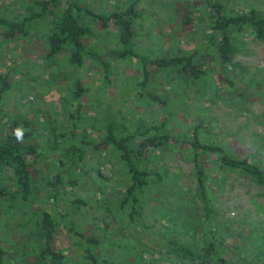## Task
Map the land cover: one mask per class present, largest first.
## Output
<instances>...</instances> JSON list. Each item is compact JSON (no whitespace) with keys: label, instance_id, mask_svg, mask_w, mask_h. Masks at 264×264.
<instances>
[{"label":"rangeland","instance_id":"obj_1","mask_svg":"<svg viewBox=\"0 0 264 264\" xmlns=\"http://www.w3.org/2000/svg\"><path fill=\"white\" fill-rule=\"evenodd\" d=\"M33 1L0 0V19L20 20L29 14L28 5ZM219 1L224 3L227 15L253 9L264 16V0ZM64 3L62 0L60 8ZM83 3L96 14L121 11L133 3L138 13L133 28L135 48L148 56L194 54L205 72L204 78L185 81L175 69L154 67L147 89L160 101L153 100L138 94L139 65L134 59L118 56L120 49L113 27L104 29L100 23L91 22L92 16H84L95 30L88 46L103 62L86 60L80 67L69 63L68 50L47 56L44 35L53 15L31 21L25 36L6 38L0 24V75L8 83L0 100L2 135L13 118L21 123L28 121L31 142L43 150L59 134L72 133L78 139L97 142L105 136L109 123L115 125V131L124 125L132 132L159 125L166 119L161 132L175 136L189 134L192 127L202 122L203 140L219 144L236 158L248 156L264 167L263 39L254 37L249 30L232 29L231 61L223 64L216 53L218 35L211 30L212 15L205 4L194 0H84ZM77 81L83 91L78 114L74 94ZM181 148L160 151L148 164L167 172L171 180L164 179L150 191L152 197L156 198L155 194L160 192L164 196L149 198L148 202L144 195L147 203L139 209V216L148 228L143 230L136 223L126 228L128 220L123 218L122 222L113 219L114 216H110L106 225L102 223L105 213L102 207L107 203L113 211L116 209L128 177L112 151L88 152L86 165L73 173L78 186L73 190L67 187L65 197L71 200L78 194L92 205V209L81 206L80 213L73 216L79 229L102 239H107L103 236L107 231L108 239L114 241L108 243L106 254L104 250L98 252V262L117 256L114 260L120 264H191L168 252L165 241L177 238L188 241L195 251L201 250L207 239L216 241L218 253L229 264H264V187L241 172L219 170L210 159H204L213 207L210 218L205 219L204 204L194 190L193 162ZM49 160L48 156L40 158L30 166L36 181L32 210L54 211L53 200L47 197L48 190L44 187L45 178L52 175L45 164ZM98 185H103L105 193L98 190ZM187 190L190 192L186 193ZM103 198L105 202L99 207ZM58 204L59 208H65L63 202ZM1 206L0 246L7 252L3 264H37L32 250L37 247L34 217L22 215L16 207L8 210ZM23 217L31 220L25 226L19 225ZM65 220L61 221L66 223ZM62 222L53 242V248L65 256L60 264H89L82 247L73 245ZM218 224L222 226L215 230ZM159 231L164 235H157ZM210 264L219 263L213 260Z\"/></svg>","mask_w":264,"mask_h":264},{"label":"trees","instance_id":"obj_2","mask_svg":"<svg viewBox=\"0 0 264 264\" xmlns=\"http://www.w3.org/2000/svg\"><path fill=\"white\" fill-rule=\"evenodd\" d=\"M194 1L197 4H205L211 12V30L218 35L217 42H215L216 53L223 64L231 61L232 37L230 31L232 29L237 32L249 30L254 37L264 40V16L257 15L253 9L227 15L224 3L219 0ZM61 2L62 0H34L32 4L28 5L29 14L21 17L20 20L0 19L3 36L6 38L18 35L25 36L28 34L26 26L31 21L53 15L52 24L44 35L47 56L52 57L60 51L68 50V61L75 67L82 66L86 60L103 62L101 56L88 46L95 30L90 22L84 20V16H92L91 22L100 23L104 29L109 26L113 27L116 43L120 49L118 56L122 59L130 58L137 61L140 74L137 82L138 94L160 101L154 93L147 89L151 69L154 67L157 69H175L181 74L182 77L180 78L185 81L204 78L205 72L197 64L194 54L148 56L135 48L136 39L133 35V28L138 13L133 3L128 4L121 11L96 14L83 3L84 0H65L63 7L60 8ZM212 38H210L211 41ZM228 80L232 83L230 78ZM0 84L1 100L8 87L6 77L0 75ZM74 94L75 112L78 114L81 107L80 99L83 94L79 81L76 82ZM165 122L166 119L159 125L153 124L144 128H137L132 132L127 131L124 125L119 131H115V125L109 123L106 127L105 136L97 142L86 140L84 137L78 139L72 133L68 136L59 134L43 150H40L31 142L32 131L27 129L28 121L21 123L14 118L10 121L6 133L4 135L0 133V205L8 210L16 207L22 215L30 214V218L34 217L33 231L37 247L33 246L32 250L37 264H60L64 260V254L53 248L57 227L61 224L62 218L66 219V223L62 222V227L71 238L73 245L82 247L84 257L89 264H120L114 260L117 256L111 261L104 258L103 263L98 262V252L104 250V254H106V251H109L108 243L114 242L108 239V232L104 231L105 228L101 227L104 231L103 236L107 239H102L94 233H84L73 219V216L80 213L81 206L86 205L91 208L90 202L78 194L71 200H67L65 197L69 192L67 187L73 190L78 186L79 181L74 174L77 173L79 166L83 168L86 165L84 159L89 151H112L117 159L122 162L128 177L116 209L113 211L107 203L102 207L105 211L101 217L104 225L107 224L108 219L110 220V216L112 218L114 216L113 219L122 222H124L123 218L127 219L128 224H126L127 226L124 225L126 228L132 223H136L142 230L148 228L139 216V209L147 203L144 200V195L148 202L150 201L149 198L156 200L164 196L163 192H160V194H155L156 198L155 196L152 197L150 191L164 179H168V182L171 180L167 172L150 167L148 164L154 158V154L165 149L172 151L182 147L181 151H185L187 159L193 162L194 190L199 201L204 204L205 219L210 218L213 207L210 203L211 192L207 188L209 176L203 167L204 159H210L219 170L241 172L256 185L264 187V167L248 156L236 158L219 144L203 140L200 129L202 122L192 127L189 134L175 136L161 132ZM16 129H20L21 132L19 139L15 134ZM47 156L50 160L45 163L46 168H51L52 175L45 178L44 187L48 190L47 197L53 200L54 211L44 208L32 210L30 203L34 201V183L36 181L32 177L30 166L34 161ZM66 164H68L67 167ZM101 186L103 185H98V190L105 193ZM59 202H63L65 208H59ZM104 202L105 198L101 199L99 207ZM88 214L91 215L92 213L89 212ZM30 218L26 220L23 217L24 220L19 221V225L25 226L31 221ZM221 226L222 224H218L215 230ZM156 234L164 235L162 231ZM128 235L124 236L127 237ZM219 239L222 242L223 239ZM165 242L168 252L175 253L191 264H210L213 260L219 264H229L218 253L216 241L211 239L205 240L204 246L198 251L193 250L188 241L169 238ZM5 254L7 252L0 246V264H3Z\"/></svg>","mask_w":264,"mask_h":264},{"label":"clouds","instance_id":"obj_3","mask_svg":"<svg viewBox=\"0 0 264 264\" xmlns=\"http://www.w3.org/2000/svg\"><path fill=\"white\" fill-rule=\"evenodd\" d=\"M15 134L17 135V138L19 139L21 137L20 129H16Z\"/></svg>","mask_w":264,"mask_h":264}]
</instances>
